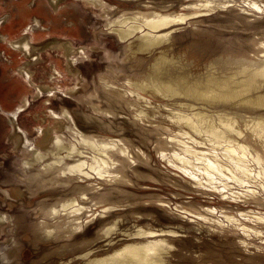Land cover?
I'll return each mask as SVG.
<instances>
[{
	"label": "rangeland",
	"instance_id": "1",
	"mask_svg": "<svg viewBox=\"0 0 264 264\" xmlns=\"http://www.w3.org/2000/svg\"><path fill=\"white\" fill-rule=\"evenodd\" d=\"M206 1L211 9L201 7L193 17L164 29L166 38L147 52H129V43L136 44L143 32L122 42L113 30L119 26L116 21L122 14L153 10L188 13L191 9H181L186 3ZM252 1L264 8V0H100L105 7L95 2L90 5L86 0H58L56 7L50 0L15 1L24 18L28 13L26 5L34 4L32 12L43 19V24L39 18H32L22 34H12L6 51L0 54V97L9 102L14 95L26 94L18 105L24 104L17 120L25 133L18 132L22 147L15 145L8 116L0 113V215L7 216L0 225V264H87V257L109 254L129 241L128 233L139 227L177 231L176 237L163 236L171 244L164 264H264V244L256 248L259 242L255 236L249 239L252 246L244 245L240 239L245 236L230 222L220 227L203 221L190 222L181 216L174 205L189 209L220 206L221 194H191L190 184L181 172L159 159L160 151L172 149L166 137L176 134L177 127L168 123L166 116V108L174 107L173 103L185 101L208 114L219 110L240 117L238 125L250 145L255 144L250 125L264 118V106L243 98L204 97L194 101L181 93L171 97L158 93L148 97L150 116L138 120L131 112L134 108L115 102L104 88L111 85L124 91L122 83L127 77L134 80L149 71L163 53L167 56L161 76L164 81L197 83L209 91L219 89L216 83L239 77L241 74L233 73L264 53V9L257 12L251 7ZM52 38L59 43L48 45ZM68 40L66 48L64 41ZM26 41L31 46L29 54L12 45ZM260 90L264 93V83ZM165 102L168 105H162ZM159 104V111L155 108L152 115V106ZM63 109L82 134L103 140L120 138L137 164L130 168L129 160L122 161L124 177L115 181L71 175L68 180L51 182V173L39 177L35 165L29 168L23 164L24 157H28L23 149L36 150L42 130L56 119L53 111L59 113ZM106 109L114 111L115 116L102 113ZM60 132L74 141L68 130ZM79 149L91 155L87 146L80 144ZM120 165L111 164L107 170L116 172ZM71 196L80 204L91 206V210L88 207L81 214L84 221L79 228L72 226L76 221L71 220L72 216L49 214L52 206L59 208ZM156 200L169 202L172 209L157 205ZM249 201L251 198L229 204L233 210L246 209L251 207ZM103 205L110 206L109 211H101ZM114 222L117 226L105 233Z\"/></svg>",
	"mask_w": 264,
	"mask_h": 264
},
{
	"label": "bare ground",
	"instance_id": "2",
	"mask_svg": "<svg viewBox=\"0 0 264 264\" xmlns=\"http://www.w3.org/2000/svg\"><path fill=\"white\" fill-rule=\"evenodd\" d=\"M57 1L50 0L54 7L58 6ZM87 1L89 4L95 2L101 7H105L100 4V0ZM186 4L181 9H191L188 13L182 11L171 14L153 10L150 13L138 11L128 16L122 14L121 18L116 21L119 26L113 28V30L121 40H126L134 33L143 32L141 40L136 44L129 43V52L136 54L140 51H150L156 44L166 38L167 34L164 33V29L193 17L191 15L201 11V7H209L211 9L209 1L201 4H193V2ZM250 4L257 12H263L264 8H262V5L254 1ZM59 41L54 38L49 39L48 45L51 43L57 44ZM69 44V40L64 41L66 48H69ZM12 45L21 49L25 54L26 52L28 54L31 52V46L28 41L24 42V44L12 43ZM260 56L259 59L253 60L251 65H244L233 73L234 75L241 74L239 77L226 79L222 84L216 83L219 89H211L210 91L197 83H178L161 79L164 63L167 59V56L163 53L153 61L149 71L147 70V72L134 78V80L131 77H127L122 83L125 88L124 91L118 90L111 85L104 86V88L112 94L115 102H123L128 107L134 108L135 111L131 110V112L138 120H144L150 116L146 106L151 105L148 97L149 95L158 96V93L168 97L181 93L187 97L195 98L194 101L204 97L243 98L244 101L253 105L264 106V93L260 90L261 85L264 83V53ZM104 82L108 83L107 80H104ZM171 103L173 102L171 101ZM173 104L174 107L166 108L168 111L166 116L168 123H172L177 127L176 134H170L172 136L166 137L168 142L172 143V149L169 152L160 151L159 159L165 160L171 166V169L174 168L181 172L187 183L190 184L189 190L191 194L200 195L204 193L202 196L206 197V194L218 193L219 195L221 194L220 200L223 201V205H201L199 209H189L178 204L174 205L173 208L180 212L181 216L189 218L190 222L203 221L213 225L217 224L220 227L225 222H230L240 229L239 231L245 236V238L240 239L241 243L244 245L251 244L252 246L253 243L249 239L255 236L257 242L260 243V245L259 243L258 245L255 244V247L259 248L264 244V134L259 132L262 131L264 133V118L257 119L250 125L251 135L254 137L253 142L256 144L252 143L250 145L245 139L246 134L243 133L241 126L238 125L239 120H241L240 117L229 115L219 110L213 114H208L207 111L198 109L194 104H188L185 101L184 103ZM23 105L7 112L15 134V145H20V147L23 145L20 144L22 143L20 133L22 134L24 131L17 125V120L19 112L24 110ZM162 105L166 106L168 104L165 102ZM160 106L161 104L152 106V115H155V108L159 111L158 108ZM102 113L107 116L111 114L115 116L114 111L107 109L102 111ZM53 114H55L53 116L56 119L51 126L42 130L39 147L31 152H27L28 148L23 149L28 156L24 157L23 164L29 168L35 165L39 177L51 173V182L68 180L71 175L85 176L86 178L93 177L94 179L98 178L105 181L113 179L115 181L121 178L123 176L122 173L125 171L122 161L129 160L128 166L130 168L137 164L136 159L129 155L127 146L120 138L103 140L94 138L93 135L82 134L75 126L72 116L68 115L66 109L61 110L59 113L53 111ZM63 129L71 132L74 141L66 139L62 135L60 131ZM18 132L20 133L18 134ZM202 132L205 134H201ZM80 144L90 148L92 150L91 155H85L84 150L79 149ZM48 157L51 159L46 161ZM87 157L89 159H85ZM117 163L121 165L116 169V172L107 170V166ZM258 197L262 198L259 199ZM82 198L86 199L84 196ZM245 198L248 200L251 198V201H249L252 202L250 204L251 207L248 206L246 209L238 208L239 210L231 208L229 202L236 203ZM157 202V205L161 207L172 209L171 204L167 201L158 200ZM247 205L245 204V206ZM60 207L52 206L49 214H67L69 218L72 216L71 220H76L72 222V226L79 228L82 226V221H84L81 220V214H84V210L91 206L80 204L76 198L71 196V198L69 197L62 201ZM102 207L103 210L101 211L103 212L110 209L108 205H103ZM61 210L64 213H61ZM6 217L4 214L0 215V225ZM115 225V222L112 223L104 232L108 233ZM209 227L211 228L212 225H209ZM48 232H51V230H48ZM128 235H131L129 241L122 242L109 254L107 252V255H101L102 257H95L94 255L93 258L89 257L90 259L87 257V264H164L165 255L170 251L171 244L163 236L168 235V237L173 238L179 234L173 230L144 229L139 227L137 231L128 233ZM87 253H83L84 256Z\"/></svg>",
	"mask_w": 264,
	"mask_h": 264
},
{
	"label": "crops",
	"instance_id": "3",
	"mask_svg": "<svg viewBox=\"0 0 264 264\" xmlns=\"http://www.w3.org/2000/svg\"><path fill=\"white\" fill-rule=\"evenodd\" d=\"M15 1L10 4L0 3V19L2 20L0 23V54L6 51L8 47L7 43L12 40V34H14V32H21L22 34L23 27L28 25L32 21V18H39L34 12H32V7L34 4L26 5V11H28V13L25 18L21 17L17 10L18 3ZM40 20L43 24V19ZM45 37L48 39L49 36L46 35ZM30 41L32 42V40ZM25 95V93L18 96L14 95V97L10 98L9 102L7 100L3 101V98L0 97V113L7 115V112L14 110L19 104L23 102Z\"/></svg>",
	"mask_w": 264,
	"mask_h": 264
}]
</instances>
